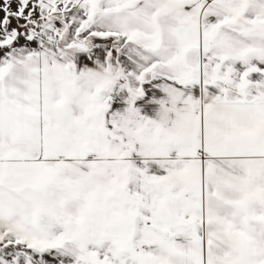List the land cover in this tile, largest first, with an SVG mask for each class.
<instances>
[{"label": "snow or ice", "instance_id": "obj_1", "mask_svg": "<svg viewBox=\"0 0 264 264\" xmlns=\"http://www.w3.org/2000/svg\"><path fill=\"white\" fill-rule=\"evenodd\" d=\"M0 12V264H264V0Z\"/></svg>", "mask_w": 264, "mask_h": 264}, {"label": "rangeland", "instance_id": "obj_2", "mask_svg": "<svg viewBox=\"0 0 264 264\" xmlns=\"http://www.w3.org/2000/svg\"><path fill=\"white\" fill-rule=\"evenodd\" d=\"M2 16H3V13H2V12H0V17H2ZM13 23H15V21H14Z\"/></svg>", "mask_w": 264, "mask_h": 264}]
</instances>
